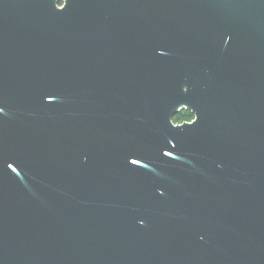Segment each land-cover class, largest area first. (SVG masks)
I'll return each instance as SVG.
<instances>
[{
  "label": "water",
  "instance_id": "95a60500",
  "mask_svg": "<svg viewBox=\"0 0 264 264\" xmlns=\"http://www.w3.org/2000/svg\"><path fill=\"white\" fill-rule=\"evenodd\" d=\"M0 264H264V0H0Z\"/></svg>",
  "mask_w": 264,
  "mask_h": 264
},
{
  "label": "rangeland",
  "instance_id": "374dc122",
  "mask_svg": "<svg viewBox=\"0 0 264 264\" xmlns=\"http://www.w3.org/2000/svg\"><path fill=\"white\" fill-rule=\"evenodd\" d=\"M61 4V2L59 3ZM193 119L192 113L187 108H182L178 115L172 116L171 121L173 123H182V121L187 120L191 121Z\"/></svg>",
  "mask_w": 264,
  "mask_h": 264
},
{
  "label": "flooded vegetation",
  "instance_id": "af4514ba",
  "mask_svg": "<svg viewBox=\"0 0 264 264\" xmlns=\"http://www.w3.org/2000/svg\"><path fill=\"white\" fill-rule=\"evenodd\" d=\"M190 121V120H189ZM189 121H187V120H184V121H182V122H189Z\"/></svg>",
  "mask_w": 264,
  "mask_h": 264
},
{
  "label": "trees",
  "instance_id": "16d2710c",
  "mask_svg": "<svg viewBox=\"0 0 264 264\" xmlns=\"http://www.w3.org/2000/svg\"><path fill=\"white\" fill-rule=\"evenodd\" d=\"M61 2V0H58V3H60Z\"/></svg>",
  "mask_w": 264,
  "mask_h": 264
}]
</instances>
